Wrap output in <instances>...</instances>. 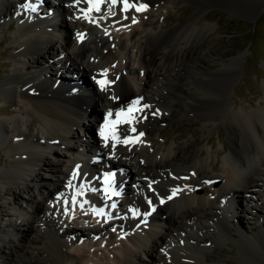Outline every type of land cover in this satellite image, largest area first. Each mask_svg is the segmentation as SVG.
<instances>
[{
	"label": "bare ground",
	"instance_id": "bare-ground-1",
	"mask_svg": "<svg viewBox=\"0 0 264 264\" xmlns=\"http://www.w3.org/2000/svg\"><path fill=\"white\" fill-rule=\"evenodd\" d=\"M177 1L128 0L147 5L136 11L125 10L123 0H100L99 11L97 5L88 11L86 0H55L56 13L45 15L36 6L35 18L18 17L10 71L0 79V97L12 112L0 116V146H6L0 197L12 196L14 206L0 204L5 216L0 264L39 263L27 260L32 246L45 249L47 264H222L209 252L228 241L236 245L237 259L264 264V91L256 106L250 101L235 108L230 96L241 57L198 72L200 54H212L211 49L186 47L211 29L207 20L195 23L210 4L252 16L263 0L246 6L237 0H188L194 10L187 25L147 28L151 13ZM14 4L25 3L0 0V24L12 19ZM124 37L134 50L123 46ZM214 51L228 53L218 46ZM70 68L80 72L76 80L62 77ZM177 98L191 117L182 120L175 138L195 124L200 132L178 145L174 139L155 147L149 134H160L164 124L178 119V111L160 114L147 134L136 126L139 107L159 113ZM91 116L97 119L94 136ZM218 124L224 139L217 134L216 167L210 163L213 141L206 131ZM114 167L122 168L118 172L128 182L111 173L110 186L105 182L103 171ZM30 182L38 184L37 195ZM205 186L210 197L199 192ZM73 192L76 208L71 211ZM246 196L257 214L249 225L241 204ZM74 222L81 228L86 224L91 234L75 230Z\"/></svg>",
	"mask_w": 264,
	"mask_h": 264
},
{
	"label": "rangeland",
	"instance_id": "rangeland-1",
	"mask_svg": "<svg viewBox=\"0 0 264 264\" xmlns=\"http://www.w3.org/2000/svg\"><path fill=\"white\" fill-rule=\"evenodd\" d=\"M44 1L47 2V0H44ZM237 1L242 2L243 6H246L251 0H247V1L237 0ZM56 3L57 2H55V4ZM217 6L218 5H214L210 7L208 6V8L203 10V12H201L198 15V18L196 19L195 23L201 24L205 20H207L210 23L211 29L208 31V33L205 36H203L200 39L201 41L198 40L197 43H192L191 45L186 44V47L193 49V52L197 48L205 47V45L206 47L211 49L212 54L210 53H208V55L200 54V57L202 59L201 60L202 65L198 61L199 59L198 58L196 59L197 62H199L198 68L200 72H203V71L207 72L211 68H216L217 66H220L221 65L220 63L225 62V61L228 62V60L230 61L232 57L239 55L241 57V61H240L241 67L236 76V79L233 82L234 88H233V93L231 94L232 96L230 97L234 99L235 108H238L239 104L247 106L250 101L252 102L254 106H256L258 101L262 99L263 91H264V87H263V81H264V0H263L262 5L258 7L255 14H253L252 16H249L248 14L246 15L239 14L240 12L235 13V12L227 11V9H225L224 7L222 6L217 7ZM193 10L194 9L189 1L178 0L177 3L173 7H169V8L167 7L165 9H161L160 12L157 11V13L153 12L150 15V20L152 22L148 25L149 27L147 28H150V27H153L154 29L155 28L159 29L160 27L169 28L178 22L187 25V21L192 16ZM234 14L242 15L241 17H244V18L237 17ZM21 16H24V14ZM155 23H157V25ZM13 28H14L13 30H15V26ZM13 30H11V28H7L6 22L1 23L0 79H2L10 71L11 65H9V60H10V55L12 53V50H8L7 48L8 46L9 47L11 46L10 45L11 34L13 33ZM137 36H140V33H138ZM124 38H125L123 39L124 43L122 42L123 46H125L127 49V44H129L127 50L129 51L134 50L135 48L132 47V43L129 41V38L127 37H124ZM60 41L61 40H58L57 43H59ZM181 42H183V40ZM98 46L100 47V44H98ZM215 46H218L219 50H223V49L227 50L228 53H226L223 56H220L217 52L214 51ZM220 46L222 48H220ZM53 55L54 54H52V56ZM211 59H214L215 61L211 62L212 61ZM207 62L208 63L210 62L211 64L209 65L207 64ZM204 65L207 68L203 67ZM37 69L40 70V67H37ZM72 70L73 69L70 68V70H68L69 73L67 72L64 73L65 76H72V77L77 76L78 78V74L76 75L75 72L74 74H71ZM175 100L176 101H174L169 111L176 109V111H178L177 114L179 115L178 119L175 121L173 120L163 125V127L161 128L160 134H159V130H152L151 133L149 134L151 138H153L154 140L155 147L162 144V142H164L167 145L171 143V141L174 139L177 141L176 145H178L179 143H182L187 139H192L193 138L191 135L192 132L196 134L200 132L199 125L195 124V125H191L190 129L184 131L177 139L175 138V136L180 131V130L178 131V128L181 126L183 122H186V120L184 121L182 120L187 116L191 117V115H187L183 112L184 107H185L184 100H182V98H177ZM15 102L16 100H14V103ZM99 102L100 101L96 102L98 106L101 104V102L100 104H98ZM9 104L10 103L5 102L4 99L0 100V106L4 105L5 110L8 108ZM1 110L2 108H0L1 117L12 116L11 114H5L1 112ZM6 111L12 113L10 110H6ZM140 111H141L142 116L137 121V123L142 125V129L147 130L149 125L155 124V121H156L155 119H158L159 116L152 114L153 112L147 109L145 111L143 110H140ZM166 111L169 112L168 110ZM95 121H97V119H95L94 116H91V119L88 122L89 124H91L89 125V127H90V133L92 135L96 134L95 124L97 122ZM178 121H182V122H178ZM210 128H213V129H211L209 133H207L206 131V134L208 135V137H210L211 140L213 141V147L211 148L210 163L211 165H215L217 167L218 164L215 162V159L213 156L215 151H221V146L219 144L217 134L218 133L220 134L219 138L221 141H223L224 133H223V128L220 124H218L216 127L214 125H210ZM10 141H12L11 138H10ZM3 156H4L3 151H1L0 149V169L4 166V162L2 158H5V157ZM43 173L46 176L47 173L45 174V172H42V174ZM30 184H31V189L33 193L37 195L38 184H36L35 182H30ZM199 190H201L202 194L206 192V194L204 195L210 197L209 196L210 194L208 193L206 187L204 189L200 188ZM19 192L22 195L25 194L22 189L21 190L19 189ZM12 199H13L12 196L8 194H5L2 198L0 197L1 206L2 205L3 206H13ZM241 204L247 210V212L245 213V221H246V225H249L251 222L256 220L257 214L253 212V210L250 208V205L247 200V196L244 198L243 197L241 198ZM4 218L5 216L0 213V221L3 220ZM233 221L235 224L237 223L235 218H233ZM73 225H74L75 230L85 229L83 227L82 228L77 227V225L74 223ZM84 226L87 227L86 224ZM85 231L88 235L91 234L89 229H85ZM237 233H239V231H237ZM226 244L227 245L224 244L221 247L214 246L212 251H210L211 253L209 252L210 256L214 257V259H217L218 261H221L222 264H245L242 260L237 259L236 257L237 255L236 245L230 241H228ZM31 249H33V251L29 254L30 257L29 256H28L29 258L27 257L28 261L30 260V262H32L33 259H36L39 262L37 264H41V262L45 260L43 261V264H47L46 262L48 261L45 256L44 248H42L41 246H38V247L32 246ZM75 251L77 253L78 250H75ZM19 264H22V263H19Z\"/></svg>",
	"mask_w": 264,
	"mask_h": 264
},
{
	"label": "snow or ice",
	"instance_id": "snow-or-ice-1",
	"mask_svg": "<svg viewBox=\"0 0 264 264\" xmlns=\"http://www.w3.org/2000/svg\"><path fill=\"white\" fill-rule=\"evenodd\" d=\"M78 2H79V0H78ZM113 2L115 3V0H113ZM123 2H124V8H125V10H127L129 7H136V11H143V10H146L147 9V5L146 4H141L139 6H136V5H130L128 3V0H123ZM20 7L22 9H28V10H31L33 12L37 10L36 5H34L31 2H28V3H25V4H21ZM91 10L92 9L90 8L88 11H91ZM96 10L99 11L98 5L96 7ZM98 83H100V82L98 81ZM106 83L107 82H105V84H102V88L105 87ZM134 104H139V100L135 101ZM145 107H148V106L145 105ZM123 111L124 110L122 109V110H120L119 112L116 113L117 118H119L122 115ZM128 111L131 112L132 109L129 108ZM107 115H108L109 118H111L112 112L109 111V113ZM110 122H111L110 119L109 120H106V124H108ZM125 122H129V121H125ZM133 131H135V129H133ZM101 135L104 136V128L101 129ZM141 135H143V134H141ZM104 138H105V141H107V137L105 136ZM75 175L76 174L74 173L73 174V178H75ZM105 182L108 183L109 186H110L111 178L110 177L106 178V181ZM205 183H209V182L208 181H205ZM175 191H179V189L174 190V192ZM106 193H107V190H106ZM116 194L118 195L119 193H116ZM58 199H59V197H58ZM169 199H171V197H169ZM161 203H163V201H161ZM112 207H115V205L113 204ZM98 214H102V213H98Z\"/></svg>",
	"mask_w": 264,
	"mask_h": 264
}]
</instances>
